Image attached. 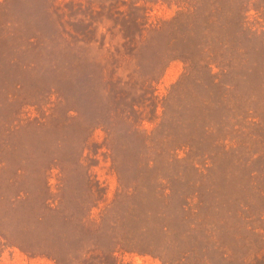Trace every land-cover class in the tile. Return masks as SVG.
Instances as JSON below:
<instances>
[{"label":"rangeland","instance_id":"obj_1","mask_svg":"<svg viewBox=\"0 0 264 264\" xmlns=\"http://www.w3.org/2000/svg\"><path fill=\"white\" fill-rule=\"evenodd\" d=\"M0 264H264V0H0Z\"/></svg>","mask_w":264,"mask_h":264}]
</instances>
